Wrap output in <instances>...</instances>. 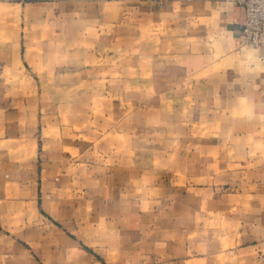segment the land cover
I'll return each instance as SVG.
<instances>
[{"label":"crops","instance_id":"obj_1","mask_svg":"<svg viewBox=\"0 0 264 264\" xmlns=\"http://www.w3.org/2000/svg\"><path fill=\"white\" fill-rule=\"evenodd\" d=\"M126 1L142 3L128 11L143 18L141 94L170 104L112 100V143L126 150L88 168L82 148L62 147L85 141L54 111L40 127L38 98L58 95L47 82L66 84L65 96L108 95L102 81L118 68H88L82 41L102 42L118 0H0V264H264V44L242 38L243 3ZM136 122L176 129L174 150L164 135V148L136 158ZM156 187L175 198L155 202Z\"/></svg>","mask_w":264,"mask_h":264},{"label":"rangeland","instance_id":"obj_2","mask_svg":"<svg viewBox=\"0 0 264 264\" xmlns=\"http://www.w3.org/2000/svg\"><path fill=\"white\" fill-rule=\"evenodd\" d=\"M141 4V2L138 5L136 2L132 3L126 0H118V19L117 21H113L112 30H110V27L108 29L105 27L103 28L104 32L102 42L100 41L99 33H96L92 37L91 33L89 32L86 34V41H82L83 46L86 45V47L89 48L85 53L81 50V58L82 60L86 58L85 60L88 68H92L94 66L95 59L97 64L100 63V60H102L103 65L106 68L105 71L108 72V77H110L109 73L112 68H118L117 80L103 79L102 81V88L104 90L103 93L105 94L106 92L108 95H104L102 97L92 95H87L85 97L79 95L65 96L62 95V92L64 89H68L66 84L64 85L63 83L59 82H47L50 86L49 88H53L52 84H55L54 92H56L58 95L40 96L38 98V116L40 127L42 124H46L47 111L49 110V113L50 111H54L53 114H51L54 117V122L67 124V128H69L68 132L70 134L69 138H82L86 144L70 145L68 144L69 142L66 141V144L62 147H64L68 152H74L75 150L82 148L83 152L86 153L88 156L87 158L89 159L86 165L88 168H94V166H96L95 164H102L104 166H109L114 163L116 164V161L112 162V160H110L111 153L116 155L119 154V152L126 150L125 144L121 147H117L116 144L112 143V139L116 137V135L113 137L112 135L114 134H111L112 124L116 125L114 121L116 117H112L113 114L116 113L111 112L112 100H118V102L124 104L125 107L127 104V97L134 101L135 107L142 106L143 104H170V100H167L168 98L158 96L144 97L141 94L144 83L142 80L144 71V51L142 48L143 34L141 26L143 18L141 15H135V17L128 15V11H130L133 7H141ZM83 7H85L84 9H87L90 13H94V11H96L97 5L94 2L88 1L86 2V5H83ZM102 23L103 25H110V23L106 22L105 20H103ZM133 23L136 28V33L129 32V26H133ZM116 26H118L117 30L115 29ZM106 30L109 31L107 32ZM94 45H96L95 49ZM115 62H117V66L114 64ZM47 83L38 82V87L43 88L44 91H47ZM112 84H115V88L112 87ZM117 84L118 87H116ZM99 86L100 85L98 81H88L87 83V88L92 91H94ZM131 89H135L136 95L134 97L127 96V92ZM78 92L79 91H77V93ZM112 92L113 95H111ZM22 99L24 104H31L30 98L24 97ZM137 116L141 117L142 115H136V118ZM119 120H121V118H119ZM40 131L38 138L40 143L39 149L41 152L43 151L41 149L43 137ZM155 131L158 130L155 128H149L146 125L143 126L141 123H135L134 150L136 158L140 157L143 152H155L159 148H164V145L159 146V141L164 135H166V137L171 140V142H168L165 147L168 148V151L174 150L175 145L172 143V140L176 135H178L176 133V129H162L161 134H157ZM120 139L121 137H119V140ZM44 145L45 147H48L46 143ZM99 153L103 154L100 155V157H102L101 163L98 161V158L100 159ZM42 157L43 155H41V158ZM41 158L39 161H43ZM74 162H76V160H74ZM120 162L121 161L118 163ZM135 164V166H138L139 168L136 170V180L139 182V184H136V186H142L143 184L140 183V181L143 179L140 177L143 173L142 161H140V159H136ZM158 174L160 176L157 178L160 177L163 182L170 184V178L168 177L167 173L159 172ZM150 196L155 202H170L175 198V193L174 191L166 190L165 187H156L155 191H151Z\"/></svg>","mask_w":264,"mask_h":264},{"label":"built area","instance_id":"obj_3","mask_svg":"<svg viewBox=\"0 0 264 264\" xmlns=\"http://www.w3.org/2000/svg\"><path fill=\"white\" fill-rule=\"evenodd\" d=\"M241 2L244 5L242 38L254 46L264 44V0H241Z\"/></svg>","mask_w":264,"mask_h":264}]
</instances>
